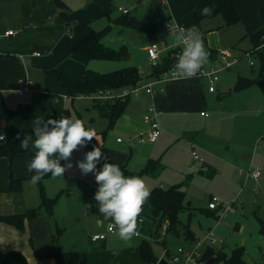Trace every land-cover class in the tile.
I'll return each mask as SVG.
<instances>
[{
	"label": "crops",
	"instance_id": "crops-1",
	"mask_svg": "<svg viewBox=\"0 0 264 264\" xmlns=\"http://www.w3.org/2000/svg\"><path fill=\"white\" fill-rule=\"evenodd\" d=\"M145 1L0 0V96L2 97L0 123L5 124L6 122L7 128L5 129L7 133L19 136L21 134L20 127L9 119V110H16L17 119L23 126L34 128L37 126L34 116L39 109L38 107L41 102L49 101L52 103L53 108L60 110L59 114H56L52 119H56L61 114L66 118L74 119L77 117V119L85 122L86 128L95 130L96 140L93 139L86 146L89 151L91 150V144L100 146L110 163L126 166L134 172L144 168L151 159H160L162 164L159 173L152 176H158L165 168L171 167V162L167 161L163 164L161 159L164 158L171 148L172 143L176 141H180L187 149L191 148L192 155L193 150L198 148L204 150L203 145L197 140V138H200V134H195V125L191 115L201 112V117H209V115L203 113L207 105L205 94L206 92L217 93L218 87L216 91H210L206 77L173 80L163 84L165 87L163 92L158 91L154 94H149L145 89H142L138 94L130 95L125 111L114 125L110 127L109 119L101 114L96 106V100L84 95L73 96L56 77L48 73L52 69H57L76 82L86 68L99 72H109L136 65L139 67L142 77L141 84L153 80L155 64H149L151 60L149 59L147 48L152 43H157L160 47L161 57L165 58L172 55L173 50L178 46L175 40L176 37L161 36L142 30L146 43L141 47L144 58L139 61H135L130 47L126 44L124 45L129 47L130 56L123 60L88 59L84 54L73 53L74 46L89 35L92 30H102L108 25L118 26L121 31H128L130 35L135 34L133 31H138L139 29L123 28L115 22V19L123 14L134 15L144 24L160 20L165 23L170 22L166 17H158L152 8H147L149 11L144 12ZM149 1L153 2V0ZM224 1L200 0V2H197L198 7H194L195 27L202 33L203 39L213 30H219L222 34V46L217 50H206L209 56L208 63L204 65L206 68H219V74L223 70H229L235 63L244 59L247 56V52L250 55L251 52L255 53L257 50H255L253 45L250 33V14L245 8L244 1L236 0L242 18L239 24H227L219 14L202 15L203 8L215 9L222 6ZM161 2L169 5V0L167 2L161 0ZM257 3H259V10L256 19L259 24L262 23L264 25V0H257L254 4L257 5ZM120 7L127 9L128 12L124 13ZM173 23L175 24V22ZM8 30H15V34L5 35ZM263 36L264 34L262 39ZM102 41L104 43V37ZM222 49L228 50L229 55L223 57L221 54ZM233 54H239V59L229 67H225L226 63L232 61L235 57ZM147 64H149V67H146ZM261 68H264V64ZM27 77L34 81L35 87L39 90L37 93L26 92L21 94L18 92V88ZM229 88H232V86ZM3 91L5 93L4 96ZM12 92H16L21 96L27 95L28 97L21 98L15 102L9 96ZM121 92V89H118L113 93L117 95ZM57 98H59V103L54 102ZM30 99L35 103L29 104V101L26 100ZM152 102L156 103L160 111L159 122L162 133L155 142L149 140L141 142L140 138H147L149 134L150 127L145 121L144 115ZM27 110L32 117H27ZM49 114L50 112L45 114V119H51V117L48 118ZM11 124L15 125L12 133L9 131ZM206 126L207 124L205 123V126L203 125L201 129ZM120 137H122V140H118ZM26 153H18L12 161L7 156L0 157V190L10 191L12 177L22 179V177L27 175L22 168L24 162L30 163L31 161L30 158L24 156ZM77 154L78 159L84 158L83 152ZM194 161L201 160L194 159ZM201 162H205L204 159ZM86 177L87 179L83 180L87 190L85 191V194L87 192V200H85L87 208L84 211V216H93L97 224L93 226L92 220L89 221L87 219L75 224H68V222L73 221L70 216H77L78 211L70 215L68 213L64 218V227L57 226L56 232L61 230L58 240L54 239L55 234L53 233V240L58 245L56 251L59 248L77 250L87 264H151L141 257L142 241L144 239L154 241L153 236L159 221L157 220L158 218L156 220L153 218L151 203L147 201L143 206L140 216L143 222L138 223L137 227L139 236L134 238L132 247H125L124 242L115 235V232H107L108 227L113 224L110 220H105L99 213V206L93 199L98 187L96 184L90 183L94 180V175L88 174ZM185 184H187L185 185L187 192L190 182H185ZM71 189L74 190L73 186H71ZM90 191L92 193H89ZM70 193L73 194V192ZM77 209V205L73 207V210ZM0 215L8 214L0 212ZM0 228L3 229V231H0V245L4 252L17 250L24 255L29 253V251H26L20 245L11 243L8 239L13 240L12 242L19 240L18 232L14 227L0 223ZM91 232H94V235L107 232V236L104 240L93 241ZM198 239L197 235L196 240L188 241L185 239L186 244L179 245L178 248L192 249L199 246L205 252L207 249L205 247H208V243L197 244ZM160 240L162 241L161 238ZM55 252L51 254L49 264H55ZM170 252L172 251L170 250Z\"/></svg>",
	"mask_w": 264,
	"mask_h": 264
},
{
	"label": "rangeland",
	"instance_id": "rangeland-1",
	"mask_svg": "<svg viewBox=\"0 0 264 264\" xmlns=\"http://www.w3.org/2000/svg\"><path fill=\"white\" fill-rule=\"evenodd\" d=\"M198 1L200 2V0H169V5H165L161 0H153V2L146 0L143 11L148 12L152 8L158 17H166L170 22L188 29L195 26L194 7H198ZM242 1L245 2V8L250 14V33L254 48L258 51L251 52L229 70L220 72L217 93L205 94L207 105L204 112H207L209 117L204 115L201 117V112L191 115L195 134H200L197 140L204 148V150L198 148L197 153L205 162L194 161L191 148L187 149L180 141H176L161 159L163 164L168 161L172 166L165 168L158 176L143 174L140 177L148 189L170 187L178 182H190L186 195V204L189 206L180 214L182 222H189L200 240H204L205 231L209 227L213 228L218 240L215 248L219 249L227 245V250L231 251L235 246H244L246 264H264V236L260 232L259 225V218L264 217V68H261L264 64L262 39L264 25L259 24L256 19L259 3L257 5L254 3L257 0ZM143 31L135 30L133 31L135 34L130 35L128 31H121L118 26L111 25L104 36V43L115 49L126 44L130 47L135 61H139L144 58L141 50L146 43ZM166 37H176V34L169 32ZM203 43L206 50L220 49L221 32L219 30L209 32ZM233 56L239 58V54ZM165 59L162 58L161 63ZM150 63L153 62L149 61ZM149 64L146 67H149ZM239 76L251 80V83L245 88L234 91L233 86ZM231 86L232 88H229ZM9 96L15 102L28 97L16 92L10 93ZM1 98L0 96V105H2ZM59 98L54 102L59 103ZM26 101H29V104L35 103L32 99ZM38 108L34 119L41 125L47 120L46 113L50 112L48 118L52 119L60 112L59 109L53 108L49 101L41 102ZM27 117H32L28 110ZM205 123L207 126L201 129ZM1 127L7 128L6 122L5 124L1 122ZM9 128L12 133L15 125L11 124ZM87 151L89 150L86 147L75 151L71 158L72 163L75 165V162L80 160L77 158V153L83 152L84 156ZM24 156L30 160L32 158L28 152ZM61 163L65 162L61 161ZM28 164L29 162L22 164L23 171H26L27 175L22 177L21 190H0V212L17 215L38 207L40 212L33 220L24 217L21 223H17L0 218V223L17 230L19 240L12 242L13 240L8 239L11 243L29 251L30 254H25L28 264H49L51 254L58 248L56 241L53 240V233L56 234L57 226L64 227V218L68 213L70 215L78 211L77 216H70L73 221L68 224H75L85 219L92 220L93 226L97 223L93 216H84L87 208L85 202L87 190L83 180L87 177L82 176L78 168L67 170L62 177L52 178L51 174H47L40 182L32 184L30 183L32 172L28 170ZM255 169L262 171L259 181L251 175ZM90 183L96 184L95 180ZM43 191L49 198H57L53 213L42 205ZM212 196L220 199L223 208L231 206L232 209L225 215L222 209H218L215 211L216 216L202 212V209H207ZM76 205L78 209L73 210ZM166 226L167 224L163 225L160 234L164 233ZM0 231L3 229L0 228ZM91 235H94V232H91ZM166 239V244L160 239H154L152 242L154 252L159 259H169L166 247L172 252H177L179 245L186 244L183 235L170 233Z\"/></svg>",
	"mask_w": 264,
	"mask_h": 264
},
{
	"label": "trees",
	"instance_id": "trees-1",
	"mask_svg": "<svg viewBox=\"0 0 264 264\" xmlns=\"http://www.w3.org/2000/svg\"><path fill=\"white\" fill-rule=\"evenodd\" d=\"M212 9L211 14L221 15L225 22L230 25L239 24L242 21L240 12L238 10L236 0H225L224 4L218 8ZM199 20V18H198ZM115 22L122 27L135 28L139 30L148 31L157 35L167 36L169 34L166 23L163 20L150 22L144 24L139 18L130 14H123L115 19ZM111 25H108L102 30H92V32L81 39L73 48V53L84 54L88 59H103V60H123L130 56L128 47L126 45L121 46L119 49L110 48L104 45L102 39L108 32ZM166 59L162 63L155 65L153 68V78L160 77L167 69L172 67L176 63V59L172 55L165 57ZM51 75L56 77L61 84L68 89L73 95H90L100 91H111L114 92L118 89L121 91L125 89H131L141 84L142 77L140 74L139 67L136 65L126 66L120 69H116L109 72H99L90 68H86L78 81L74 82L69 79L66 75L52 69L48 71ZM251 83V80L239 77L237 83L234 86V90H240L245 88ZM129 96L126 98L117 97L109 100H96V106L99 108L101 114L109 119V126H113L116 120L122 115L126 109ZM16 110H9L8 117L14 121L21 129L20 139L24 138V135L32 134L31 127L23 126L17 119ZM18 135H9L7 139L0 143V157L7 156L12 161L14 157L21 152H30L32 157L34 156V150L29 149L23 150L19 146L20 140L17 139ZM33 140L35 136L33 135ZM90 145V149L92 146ZM103 152V151H102ZM109 162V160H108ZM103 163V161H101ZM124 172L125 176H140L142 174L157 175L160 168L162 167L160 159H151L147 165L138 172H134L128 169L126 166H119ZM34 173L32 172V175ZM185 182L174 184L170 187H155L150 190L149 201L153 208V218L156 220L159 218L157 223L154 239H162L166 244L167 241L165 236L173 233L176 235H183L188 241L196 240V234L193 231L189 222L183 223L180 219V214L186 208V188ZM23 188L22 179L12 177L10 190L18 191ZM43 188V187H42ZM57 198H49L43 191V201L47 210L52 213ZM146 201V202H147ZM145 202V203H146ZM144 203V204H145ZM144 206V205H143ZM213 209H202V212L213 214L216 216ZM40 210L38 208L29 209L26 213L17 215H4L0 218L21 223L24 217H28L30 220L37 217ZM192 212H190V215ZM219 216V215H218ZM167 224L164 233L163 225ZM260 232L264 236V217L259 218ZM61 230H58L55 234L54 239L58 240V236ZM166 251L170 256V250L166 247ZM246 249L244 246H235L231 251L227 250V245H223L222 248H215L214 246H208L203 254L204 264H246L245 261ZM55 264H87L84 261L80 253L77 250H64L59 248L55 254ZM141 257L148 263L158 264L159 258L154 252L152 241L144 239L141 244ZM0 264H28L27 257L16 250L10 252H4L0 245Z\"/></svg>",
	"mask_w": 264,
	"mask_h": 264
},
{
	"label": "clouds",
	"instance_id": "clouds-1",
	"mask_svg": "<svg viewBox=\"0 0 264 264\" xmlns=\"http://www.w3.org/2000/svg\"><path fill=\"white\" fill-rule=\"evenodd\" d=\"M211 12L208 7L202 9V15H211ZM175 40L177 44H183V49L174 70L180 78L192 79L208 63L209 53L204 47L202 33L195 26L181 28ZM32 130V134L26 133L23 139L17 136L21 149L34 150L28 164V170L34 173L30 183L40 182L47 174H51L52 178L62 177L73 167L78 168L82 176L93 174L98 185L93 199L99 206V213L112 222L115 235L124 242V246L132 247L134 238L139 236L138 223L143 222L140 219L143 205L150 197L144 180L139 176H125L119 165L108 162V157L97 145H93L74 165L71 159L73 153L96 140L95 130L86 128L81 119L61 116L59 119H48L42 125L38 121ZM4 139L0 135V140Z\"/></svg>",
	"mask_w": 264,
	"mask_h": 264
},
{
	"label": "built area",
	"instance_id": "built-area-1",
	"mask_svg": "<svg viewBox=\"0 0 264 264\" xmlns=\"http://www.w3.org/2000/svg\"><path fill=\"white\" fill-rule=\"evenodd\" d=\"M163 1L167 2L168 0H163ZM120 9L124 13L128 12L127 9H123L121 7H120ZM166 25H167L168 31L170 33H174V34H177L179 29H181V28L186 29L184 26H181V25L176 24V23L174 24L171 22H167ZM14 34H15V30H8L5 32V35H7V36L14 35ZM263 44H264V36H263ZM182 49H183V44H178V46L173 50L172 56L174 57V59H176V61H177V57L181 53ZM147 52H148L149 59L155 65H158L161 63L162 57L160 54V47L157 43H152L147 48ZM221 54L223 57H226L229 55V51L226 49H222ZM246 55H249V53L247 52ZM238 59H239L238 57H234L232 61L226 63L225 67H229L233 63L237 62ZM174 65L172 67H170L169 69H167L160 77L154 78L153 80H151L145 84L137 85L131 89H125L120 94L116 95L111 91H100V92L90 94L87 96L94 99V100H106V99L112 100V99H115L117 97L126 98L127 96H130L132 94H138L140 92V90H142V89H145V91L149 94H154L158 91L163 92L165 89L163 84L169 83L173 80L182 79L175 72ZM219 71H220L219 68H215V67L206 68L203 65L201 70L197 74V76L206 77L208 79L209 90L210 91H216L217 83L220 79ZM38 91L39 90L34 85V81L30 77H27L25 79V81L22 82V84L18 88V92H20L21 94L26 93V92H32L35 94ZM159 113H160V111H159L156 103L152 102L148 106V110L146 111V113L144 115L145 121L149 124V127H150L149 134H148L147 138L141 137L140 138L141 142H144L146 140L155 142L160 137L162 130H161L160 122H159ZM203 113L205 115H208L207 112L206 113L203 112ZM61 116L62 115L57 116L56 119H59ZM62 117H65V116H62ZM0 135H3L5 137L4 140H0V143H3L8 137V133H7L5 128H0ZM118 140H122V139L118 138ZM193 157L196 160L203 161V158H201L199 156V154L197 153V150H193ZM251 175L253 177H255V179L257 181H259V179L262 176V171L260 169H255L254 171H252ZM208 208L213 209V210L214 209L215 210L222 209L223 215H225L228 210L232 209L231 206L223 208V204L217 196H212V198L210 199V202L208 204ZM107 232H115V228L113 227V225H110L108 227ZM107 232L95 234L92 236L91 239L93 241L104 240L107 236ZM203 242L205 244L208 243V246H214V247L218 243V240L216 238V234H215V231L213 228H209L208 230H206L204 240L198 239L197 244H200ZM203 254H204V252L202 251V249L199 248V246L194 247L192 249H185L184 247H179L177 249V252L170 253L168 261L170 262V264H204Z\"/></svg>",
	"mask_w": 264,
	"mask_h": 264
},
{
	"label": "water",
	"instance_id": "water-1",
	"mask_svg": "<svg viewBox=\"0 0 264 264\" xmlns=\"http://www.w3.org/2000/svg\"><path fill=\"white\" fill-rule=\"evenodd\" d=\"M158 264H170V262L166 258H161Z\"/></svg>",
	"mask_w": 264,
	"mask_h": 264
}]
</instances>
